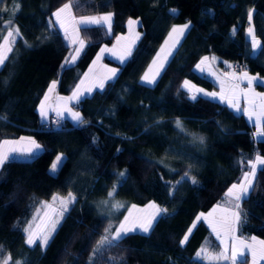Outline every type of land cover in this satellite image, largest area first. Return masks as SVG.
<instances>
[{
  "label": "trees",
  "instance_id": "1",
  "mask_svg": "<svg viewBox=\"0 0 264 264\" xmlns=\"http://www.w3.org/2000/svg\"><path fill=\"white\" fill-rule=\"evenodd\" d=\"M68 1L0 0V41L9 30L18 28L21 34L0 67V142L24 136L42 146L33 156L0 167V260L10 256L9 264H209L196 259L202 247L219 250L204 221L196 224L183 246L180 241L195 216L225 198L228 188L241 180L251 168L250 160L264 158V138L256 139L254 125L227 105L203 96L192 101L182 81L216 87L194 70L206 54L229 63L243 61L246 70L264 77V0H75V16L111 12V30L81 26L84 48L65 68L71 46L53 13ZM129 18L138 21L140 34L131 55L103 89L82 98L77 108L72 105L85 122L64 119L63 126L55 127L47 119L41 121L37 105L50 82L56 79L57 92L70 94L100 46L124 33ZM184 21H191L190 28L157 82H140L171 26ZM248 24L260 49L251 47ZM201 136L203 144L197 139ZM59 153L64 162L52 173L49 168ZM125 170L126 182L109 198L118 184L117 173ZM185 173L188 177L182 179ZM69 192L78 202L70 206L47 248L26 244L24 229L40 204L55 193ZM104 200L109 204H101ZM150 200L167 214L149 234L136 231L119 247L102 248L93 256L130 204ZM117 201L123 205L118 210L111 207ZM241 211L248 216L238 225L237 236L264 240V165L257 169L254 190L241 202Z\"/></svg>",
  "mask_w": 264,
  "mask_h": 264
},
{
  "label": "snow or ice",
  "instance_id": "2",
  "mask_svg": "<svg viewBox=\"0 0 264 264\" xmlns=\"http://www.w3.org/2000/svg\"><path fill=\"white\" fill-rule=\"evenodd\" d=\"M73 5L71 3H65L62 7L57 9L53 16L55 17V22L59 24L60 28L64 30L65 37L71 40L72 44H78L79 46L74 49V54L71 55L70 59L66 58L64 65L62 67H69L74 64L76 59L79 57L81 51L84 48V41L79 38V28L76 25H83L85 30H87L88 25H106L108 30H111V22H112V14L108 13L102 16H89V17H81L79 20H76L75 17L71 15V9ZM173 12L176 10L173 9ZM249 19L251 20L252 11L250 10ZM65 16L70 18L73 22L72 34L69 35V26L66 23ZM8 24L12 23V19H10ZM51 24L52 21L50 20ZM138 21L129 19L128 24L131 28ZM191 25V21L186 22L182 26L173 27L171 32L169 33V40L172 41L170 47L166 51L164 48L161 49V53H164L163 57L158 54L156 60L153 61L154 64H158L157 70L149 73H145V75L141 78L142 82L147 86L154 85L157 80L156 77L160 74V69L164 67V63L168 60V57L172 55V48H175L176 45L180 42L179 38L184 36L185 30L189 29ZM21 34L19 33L18 28L13 30H9L7 35L3 37V42L0 43V67L5 66L6 61L10 59L8 53L13 51L12 45L15 43V37H19ZM249 35L252 36L251 47L253 50H257L261 48L260 41H258L252 33V29H249ZM139 38V34H136V39ZM26 43V42H25ZM168 42L166 41V44ZM31 47L30 45H28ZM104 51H112L111 49H101V53ZM126 55H131V49L129 48L126 52ZM100 57H97L99 60ZM119 59L123 61L124 56H120ZM215 61V57L211 58ZM209 60V57H203L200 62L196 65L202 72L204 68L202 65H205ZM91 72V69L89 70ZM151 71V69H150ZM109 75L98 80L97 83L88 86L87 88L82 87L85 81L81 80L80 83L76 86L75 90L72 92L71 96L68 97H57V100L63 101V107L55 109L57 116H62L64 112H67L71 119L76 122L77 125L83 124L85 121L81 116L80 112L74 111L71 107H69V103L75 101L76 103H80L82 98H85V94H91L93 88H104L105 80H110L116 76L115 69L108 70ZM230 75L233 79L237 81H247V89H239V83L232 85L229 89L230 94L225 93L224 81H221V91L217 92H205L203 89L196 88L195 85H191L189 81L185 80L183 83V87L188 90L190 95V99L192 101L198 100L197 94H202L205 97L210 98L211 100H218L221 103H226L227 106L231 109H234L237 113L243 111L245 115L248 116V119L251 121L253 117H255V127L257 128L256 135L258 137L264 138V93H257L253 89V83L256 82L258 85H264V80H261L258 76H250L247 72H243L240 76H236L235 73L226 74ZM87 78V74H86ZM7 83V81H5ZM57 87V81H52L49 88L48 93H52ZM194 89V91H193ZM239 93H242L245 100L248 102L249 107L241 110L239 103ZM51 99V97L46 93L43 100L39 105V112L42 118L46 119L48 115L49 105L47 102ZM3 117H0L2 119ZM59 124V120L56 121ZM176 125L178 128L183 130V125L181 121L177 120ZM227 131V130H225ZM200 143H204V137H197ZM25 141V138H21L20 141H7L3 142V145H19ZM28 147H12L7 150H0V167H2L6 161L11 159H15V156H10L9 152L16 153L18 155L25 156H33L35 154L34 150L40 149V145L33 139H27ZM2 147V146H0ZM120 151L119 149L117 150ZM64 157L63 154L57 155L55 162L50 166V171L52 173H56L59 167L63 164ZM251 166L250 171H246L243 175L242 180L239 183H234L231 187L228 188L226 196L229 198V201L232 203V207L222 208L220 205H217L211 212L207 215L204 213L199 214L196 217L193 225L188 229V232L184 235L183 239L180 241L181 246H183L189 238V235L192 232V229L196 227L197 222L200 220H205L209 223V226L212 228V231L216 234V237L220 239L221 244L224 245V248L221 252L213 255L210 253L207 248H202L200 251L196 253L197 260H207L209 264H214V262L218 261H227L230 264H248L246 251L248 250L251 253L252 264H257L258 260H264V240L257 241L255 237L252 238L251 242H246L245 240L239 239L235 233L237 231V227L239 224L246 221L248 213L241 211V202L245 200L250 192L254 190V180L257 173V165H264V158L260 155L255 157V161H249ZM118 184L113 186V189L108 192V197L113 198L116 195L117 187L119 183L126 182L127 175L126 170L117 173ZM188 174L185 173V176L182 179H186ZM179 183V182H177ZM191 183L196 184L197 180L195 177L191 178ZM52 200L54 203L59 204V208L53 207V204H45L44 206L48 209H51L52 215H49L48 212H45V217H47V223L42 229L34 230L31 225L25 228L24 231L27 233L26 244L29 246L37 245L46 249L50 244V241L54 238V234L57 233L58 227L62 226V222L66 219L68 214H70L72 207L75 203H77V197L73 195V193L69 192L65 197L53 196ZM101 204L108 205L109 200L101 201ZM99 207V206H98ZM112 208L118 210L123 207V205L117 201L111 205ZM133 209L136 208L135 205L132 206ZM147 208L152 209L153 211L146 213L144 216L133 217L132 210H129L127 216L124 217V220L120 223V226L115 229L111 235H105L101 238L96 248L93 249V256L100 252V250L119 247L120 244L129 236V234L136 233L139 230L143 234H149L153 228L155 223L158 222V218L161 215L167 214V209L158 207L154 202H150L147 205ZM219 210L223 213L220 220L214 222L211 217L213 214ZM110 229H105V232H110ZM231 238V246L229 247L228 238ZM259 246V247H257ZM0 251H2V246H0ZM11 257L9 256L6 259L0 260V264H9ZM91 261V257H90ZM16 264H20L19 261Z\"/></svg>",
  "mask_w": 264,
  "mask_h": 264
},
{
  "label": "crops",
  "instance_id": "3",
  "mask_svg": "<svg viewBox=\"0 0 264 264\" xmlns=\"http://www.w3.org/2000/svg\"><path fill=\"white\" fill-rule=\"evenodd\" d=\"M74 2H75V0L74 1H72L71 2V4L73 5L74 4ZM108 13H111V12H103V13H90V14H85V15H78V16H75V15H73L72 14V11H71V15L73 16V17H75L76 18V20H79L81 17H89V16H102V15H105V14H108ZM112 14V13H111ZM54 17V16H53ZM54 20H55V17H54ZM129 20V19H128ZM128 20H127V22H128ZM137 21V20H136ZM71 24V27L69 28V30H71V34H72V27H73V22H72V20L69 18V22L67 23V24ZM58 24V23H57ZM59 25V24H58ZM68 26H70V25H68ZM81 26H83V25H76V27H78V28H80ZM106 26V25H105ZM137 26H138V23L137 24H135L134 26H132L131 28L128 26V25H126V31L124 32V33H122V34H118L117 36H115V38H114V40H113V42L110 44V45H102V46H100V48L98 49V51H97V53L98 52H100V50L101 49H111L112 51H104L103 53H100L98 56L100 57V59L99 60H97V53L95 54V56L93 57V59L91 60V62L89 63V65L87 66V68L85 69V71L83 72V74H82V76L80 77V79H79V81L77 82V84L75 85V87L73 88V90H72V92L75 90V88H76V86L80 83V81L81 80H84L85 81V83H84V85H82V87H84V88H87L88 86H90V85H92V84H95V83H97L98 82V80L99 79H101V78H103V77H105V76H107V75H109V72H108V70L109 69H115L116 70V75H117V73H118V71H119V66L120 65H122L127 59H128V57H129V55H126V52H127V50L130 48L131 49V51H132V49H133V47H134V45H135V43H136V34L138 33L139 34V32H138V30H137ZM60 27V26H59ZM61 29V31H62V33H63V35H64V37H65V33H64V30H62V28H60ZM8 32V31H7ZM7 32H6V34H5V36L7 35ZM168 34V33H167ZM140 35V34H139ZM166 37V36H165ZM66 38V37H65ZM79 38H81L80 37V34H79ZM247 38H249L248 36H247ZM82 39V38H81ZM165 39V38H164ZM164 39H163V41H164ZM250 39V38H249ZM66 40H67V42H68V44L71 46V40L70 39H67L66 38ZM250 41H252V39H250ZM3 42V38H2V40L0 41V43H2ZM84 44H85V42H84ZM162 45V43L160 44V46ZM160 46H159V48H160ZM71 48H72V46H71ZM158 48V49H159ZM158 49H157V51H158ZM156 51V52H157ZM156 55V53L154 54V56ZM120 56H124V59H123V61H121L120 59H119V57ZM153 56V57H154ZM205 56H207V57H209V60L206 62V64L205 65H202V67L204 68V71L202 72L199 68H197L196 67V65L200 62V60L203 58V57H205ZM212 57H215L216 59H215V61H213L211 58ZM105 59H109V60H111L113 63L111 64V63H108V62H106V60ZM153 59V58H152ZM152 59H151V61H152ZM150 61V62H151ZM150 62H149V64H150ZM149 64L147 65V67H146V69L148 68V66H149ZM230 65H231V63H229V62H225V61H223L221 58H219L218 56H216V55H214V54H206V55H204V56H202L196 63H195V65H194V70L197 72V73H199V74H202V75H205V76H207L214 84H215V88H213V89H206V88H204V87H201V86H199V85H196L195 83H193L192 81H190V80H188V79H184L183 81H182V87H183V83H184V81L185 80H187V81H189L190 82V84L191 85H195V87L196 88H200V89H203L205 92H217V93H219L220 91H221V81H224V88H225V93L226 94H230V92H229V89H230V87L232 86V85H235V83H239L240 85H241V87L239 88V89H247V87H248V85H247V81L245 82V83H243V82H240V81H237V80H234V79H232L231 78V76L230 75H226V74H231L230 73V71L231 72H233L231 69H230ZM227 66H228V68H227ZM91 69V72L89 71ZM146 69L144 70V72L146 71ZM245 70V69H244ZM243 71V70H242ZM242 71H240V72H242ZM144 72H143V74H144ZM239 72V73H240ZM86 74H87V78H86ZM142 74V75H143ZM241 74V73H240ZM240 74H238V76H240ZM141 75V76H142ZM250 76H254V73H252ZM116 77V76H115ZM115 77H113L112 79H110V80H105V82H104V86H105V84L107 83V82H109V81H111V80H113ZM52 81H57L56 79H54V80H52ZM51 81V82H52ZM51 82H50V84H51ZM50 84H49V86H50ZM57 85H58V81H57ZM49 86L47 87V89H46V91H45V93H44V95L42 96V98H41V100L39 101V103H38V105H37V111H38V114H39V117H40V120L41 121H45L46 119H44V118H42L41 117V115H40V112H39V105H40V103H41V101L43 100V98H44V96H45V94L47 93L50 97H51V99L47 102V104L49 105V108H48V115L51 113V112H54L55 114H57L56 113V111H55V109H57V97H61L62 95L61 94H59L58 92H57V87H56V89L52 92V93H48V88H49ZM253 89L255 90V92H257V93H264V85H260V88L259 87H257V83L256 82H254L253 83ZM184 88V87H183ZM185 89V88H184ZM96 90H101V89H99V88H93V91H92V93L94 92V91H96ZM187 92H188V90L187 89H185ZM193 91H194V89H193ZM72 92L70 93V94H68V95H66V96H71V94H72ZM237 92H238V95H239V103H240V108H241V110H243L244 108H246V107H249V104H248V102L245 100V98H244V96H243V94L242 93H239V90H237ZM91 93V94H92ZM188 94H189V96L191 95V93H189L188 92ZM88 95H90V94H85V96H88ZM198 96H203L202 94H197ZM203 97H205V96H203ZM208 98V97H207ZM216 101H218V100H216ZM219 102V101H218ZM72 103V104H71ZM221 103V102H220ZM73 104H77L75 101H73V102H70L69 103V107H71L72 108V105ZM222 104H225V105H227L226 103H222ZM73 109V108H72ZM231 109V108H230ZM74 110V109H73ZM231 110H233L234 112H236L234 109H231ZM237 113V112H236ZM240 113H242L244 116H245V118L247 119V121L249 122V123H251V124H253L254 125V128H255V130L257 129L256 127H255V117H253V119L250 121L249 119H248V116L247 115H245L244 113H243V111H241ZM48 115H47V117H48ZM60 118H62V119H67V120H69L70 122H72L73 124H76V122H74L72 119H71V117H70V115L67 113V112H64L63 113V115L62 116H59ZM257 136V135H256ZM21 138H25V141L24 142H22L21 144H19V145H14V144H9V145H3V142L5 141V140H7V141H20L21 140ZM28 138H31V137H18V138H16V139H11V138H7V139H3L1 142H0V146H2V147H0V150H7V149H11L12 147H21V148H23V147H28L29 145L27 144V139ZM261 137H256V139H260ZM31 139H33V138H31ZM34 140V139H33ZM39 144V143H38ZM40 145V144H39ZM41 146V145H40ZM42 150V146L40 147V149H38V150H34V152H35V154L36 153H38L39 151H41ZM9 155L10 156H15V158H29V156H25V155H18V154H16V153H11V152H9ZM257 156V155H256ZM255 156V157H256ZM255 157H254V159H253V161L255 160ZM263 158V157H262ZM261 165H259V166H257L258 168L260 167ZM210 219H212L214 222H216V221H218V220H220V218H217V217H211ZM202 221H204L205 223H206V225H207V221H205V220H203L202 219ZM208 226V225H207ZM208 228H209V226H208ZM210 229V228H209ZM211 230V229H210ZM212 231V230H211ZM240 238V237H239ZM241 239H243V238H241ZM248 253V252H247ZM246 253V254H247Z\"/></svg>",
  "mask_w": 264,
  "mask_h": 264
},
{
  "label": "rangeland",
  "instance_id": "4",
  "mask_svg": "<svg viewBox=\"0 0 264 264\" xmlns=\"http://www.w3.org/2000/svg\"><path fill=\"white\" fill-rule=\"evenodd\" d=\"M72 1H74V0H69L67 3H71ZM63 6V5H62ZM61 6V7H62ZM59 9V8H58ZM129 19H132V20H136V19H134V18H129ZM65 20H66V23H68L69 22V18L67 17V16H65ZM129 21V20H128ZM186 22H188V21H184V22H180V23H174L172 26H171V28L169 29V31H168V34L166 35V37H165V39H164V41H162V45L160 46V48L158 49V51L156 52V55L153 57V59H152V61L150 62V64H149V66H148V68L146 69V71L144 72V74L140 77V82H142V77L145 75V73H149L150 75L152 74V72H155L156 70H157V67H158V64H154L153 63V61L154 60H156L157 59V57H158V54L161 56V57H163V55H164V53H161V49L162 48H164L166 51L168 50V48L170 47V45H171V43H172V41H170L169 40V33L171 32V30H172V28L173 27H176V26H182L183 24H185ZM68 25H70L69 26V28L71 27V24L69 23ZM126 25H128L129 26V24H128V22L126 23ZM252 29V33H253V35H254V30H253V27H252V25L251 24H248V26L246 27V36H248L250 39H252V36L251 35H249V29ZM63 30V29H62ZM188 30V29H187ZM185 32H186V30H185ZM69 35L71 36V30H69ZM183 37V36H182ZM182 37H180L179 38V40H181L182 39ZM248 38V39H249ZM81 39V38H80ZM249 39V40H250ZM257 39V38H256ZM258 40V39H257ZM166 41L168 42L167 44H166ZM179 44V43H178ZM177 44V45H178ZM177 45H176V47H177ZM71 46H72V48H71V52H70V54L68 55V57L67 58H69L70 59V57H71V55H73L74 54V49L76 48V47H78L79 45L78 44H72L71 43ZM175 47V48H176ZM175 48H172L171 49V51H172V53L174 52V50H175ZM101 53V50H100V52H98L97 53V57H98V55ZM171 56V55H170ZM170 56L168 57V59L170 58ZM168 61V60H167ZM166 61V62H167ZM166 62L164 63V66H165V64H166ZM232 64V63H231ZM164 68V67H163ZM162 68V69H163ZM227 68H228V66H227ZM150 69H151V71H150ZM162 69H160V72L162 71ZM243 72H247L249 75H251L252 73L251 72H249L248 70H243L242 72H240L241 74L243 73ZM230 73H235V72H231L230 71ZM240 73H235L236 74V76H238V74H240ZM240 74V75H241ZM159 76V75H158ZM158 76L156 77V79L158 78ZM254 76H258L261 80H264V77H261V76H259V75H257V74H254ZM232 78V77H231ZM233 79V78H232ZM235 80V79H234ZM243 83H245L246 81H242ZM143 83V82H142ZM235 84H237V83H235ZM241 87V85L239 84V88ZM61 97H68V96H66V95H62ZM57 108H62L63 107V101H57ZM72 104V103H71ZM74 111H77V110H75L74 109ZM256 132H257V129L254 131V136H255V138L257 137L256 136ZM57 155H60V153L59 154H57ZM28 158V157H27ZM55 159H56V157L54 158V160H53V162H55ZM253 161V160H252ZM255 161V160H254ZM53 162H52V164H53ZM51 164V165H52ZM257 166H259V165H257ZM257 169H258V167H257ZM49 170H50V168H49ZM251 170V168L249 169V170H247V171H250ZM51 172V171H50ZM244 175V174H243ZM242 178H243V176H242ZM242 178H241V180H242ZM240 180V181H241ZM239 181V182H240ZM239 182H235V183H239ZM234 184V183H233ZM58 196V197H65V196H67V194H59V193H55V194H53V196ZM52 196V197H53ZM52 197L48 200V201H44V202H42L41 204H40V206L38 207V209L36 210V212H35V214H34V216L32 217V219H31V221L29 222V225H31L32 226V228L34 229V230H38V229H42L44 226H45V224L47 223V217H45V212H48L49 213V215H52L53 213H52V211H51V209H48V208H46L44 205L45 204H53V207H55V208H59V204L58 203H54L53 202V200H52ZM150 202H154V201H152V200H150V201H147V202H145V203H143V204H130L128 207H127V209H126V212H125V214H124V216H123V218L120 220V222L117 224V226L114 228V230H113V232L115 231V229L116 228H118L119 226H120V223L124 220V217L125 216H127L128 215V213H129V210L131 209L132 210V213H133V217H138V216H144L146 213H148V212H151V211H153L152 209H149V208H147V205L150 203ZM158 207H160L156 202H154ZM133 205H135L136 206V208L135 209H133L132 208V206ZM217 205H220L222 208H229V207H232V203L229 201V198L227 197V196H225V198H223V199H221L218 203H216V204H214V206L212 207V208H210L208 211H206V212H199L196 216H195V218H194V220L192 221V223L190 224V226H189V228L193 225V223H194V221L196 220V217L199 215V214H201V213H204L205 215H207L209 212H211ZM161 208V207H160ZM222 215H223V213H221L219 210H217L214 214H213V217H217V218H221L222 217ZM198 223V222H197ZM29 225H28V227H29ZM207 225L209 226V223L207 222ZM188 228V229H189ZM209 228L212 230V228L209 226ZM188 229H187V231L185 232V234L188 232ZM194 229V228H193ZM192 229V230H193ZM209 229V230H210ZM210 230V232L212 233V235L214 236V238H215V240L218 242V244H219V250L218 251H211V250H208L210 253H212L213 255H215L216 253H219V252H221L222 250H223V248H224V245L223 244H221V242H220V239H218L217 237H216V234L213 232V231H211ZM138 232H140L139 230H137ZM237 232V231H236ZM26 233V232H25ZM235 235L237 236V233H235ZM26 237H27V233H26ZM184 237V236H183ZM238 238H239V236H237ZM253 237H255L256 238V240L257 241H260V240H263V239H261V238H259V237H256V236H250V237H240L239 239H241V238H243L242 240H245L246 242H251V240H252V238ZM183 239V238H182ZM228 243H229V247L231 246V238L229 237L228 238ZM257 247H259V246H257ZM202 248H204V247H202ZM202 248H200L198 251H200ZM197 251V252H198ZM246 251V256H247V261H248V264H252V258H251V253H250V251H248V250H245ZM203 261H205V262H207V263H209L207 260H203ZM218 262H227V261H218ZM214 263H216V262H214ZM228 263H230V262H228ZM257 264H264V260H258L257 261Z\"/></svg>",
  "mask_w": 264,
  "mask_h": 264
},
{
  "label": "built area",
  "instance_id": "5",
  "mask_svg": "<svg viewBox=\"0 0 264 264\" xmlns=\"http://www.w3.org/2000/svg\"><path fill=\"white\" fill-rule=\"evenodd\" d=\"M246 68L247 66L243 61L234 62L230 65V69L235 73H239ZM73 107L77 108V104H74ZM57 120H59V124L56 123ZM47 123L55 127H61L64 124V119L57 116L54 112H51L47 117Z\"/></svg>",
  "mask_w": 264,
  "mask_h": 264
}]
</instances>
